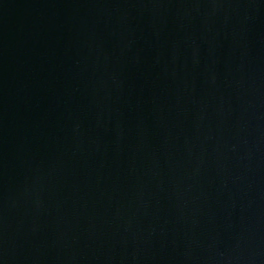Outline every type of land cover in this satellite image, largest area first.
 Segmentation results:
<instances>
[{"label":"water","instance_id":"1","mask_svg":"<svg viewBox=\"0 0 264 264\" xmlns=\"http://www.w3.org/2000/svg\"><path fill=\"white\" fill-rule=\"evenodd\" d=\"M0 264H264V0H0Z\"/></svg>","mask_w":264,"mask_h":264}]
</instances>
